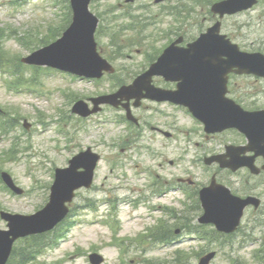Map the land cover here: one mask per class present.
Wrapping results in <instances>:
<instances>
[{"label": "rangeland", "instance_id": "obj_1", "mask_svg": "<svg viewBox=\"0 0 264 264\" xmlns=\"http://www.w3.org/2000/svg\"><path fill=\"white\" fill-rule=\"evenodd\" d=\"M195 1L202 3L196 4L193 1L194 9L179 16L178 21L174 15L169 17L159 13L160 5H156L154 0H136L130 6V11L126 0H93L91 7L101 18L98 30L100 33L96 38L99 47H102V54L123 69L115 78L109 76L106 80L95 83L74 80L64 72L52 68L49 70L44 66L23 68L22 65L20 70L23 76L20 81L18 79L15 90H11L9 82L12 84L15 78L10 81L5 69L0 68V117L7 125L6 132H2L0 128V174L8 172L16 185L24 190L22 195L13 194L0 183V211L35 213L49 199L57 167L68 166V161L75 154L87 148L99 152L103 157L97 167L92 188L78 191L72 215L57 231V246L46 248L31 263L24 264H91L89 255L94 252L101 254L103 260L100 264H155L159 260L166 264H198V256L193 252L187 263L183 259L172 262V259L177 258L173 250H191L189 242L168 248L154 238H147L148 227L138 217L143 213L141 208L139 211L132 210L131 204L128 205L125 200L134 201L133 198L140 199L144 194L152 197L150 190H143L149 186L146 178L152 179L153 173L156 180L163 176L167 180H173L176 176L173 172H178L177 162L172 165L169 162L184 154L183 146H187L189 137L193 142L198 141L196 132L197 128L201 129L200 125L197 126L195 121L183 112H178L179 110L173 111L166 105L154 107V103L150 101H145L141 108L134 110L142 125L131 127V130L120 118L125 115L123 110L107 106L100 115L88 118H82L71 111L74 102L79 99L87 100L90 96L109 93L117 88L115 82L132 81L142 69L148 67L149 58L158 54L170 39L178 35L186 36L185 39L197 38L211 26L216 19L209 8L219 0ZM7 2L0 0V44L3 54L16 62H20L22 57L39 49L56 35L66 20V9V16L69 13V0H26L19 7ZM141 8L152 16L143 28L146 29L144 42L134 32L131 17L128 16V13H138ZM120 27L128 31L118 34ZM8 30L14 31V36H9ZM222 30L249 50L264 51V0H260L250 10L224 18ZM7 31L8 34L5 33ZM115 34L116 43L111 38ZM138 41L142 44L136 45ZM11 69L14 70L10 66L7 71ZM59 89L70 93V104L59 93ZM34 90L50 95L40 97L41 94ZM154 108H158L160 112L153 110ZM24 120L31 123L30 129L24 128ZM60 121L65 126L63 133L58 131L57 122ZM155 126L170 131L173 134L172 140H166L162 133L151 129ZM194 126L196 129L192 132L191 127ZM181 130H186L187 134L184 135ZM183 158L190 157L180 159ZM206 173L197 172L202 182L210 178ZM161 183L163 181H157L156 185ZM173 196L177 195L170 194L167 202L173 203L177 209L182 208L174 202ZM108 199L115 201V208L110 203H103ZM152 200L157 204L161 202L159 197ZM88 202L96 203L97 213L87 206ZM199 212L200 210L197 211ZM96 214L104 217L100 219ZM96 217L100 222L95 221ZM191 217V227L198 226L196 213ZM173 222L174 227H181L177 218ZM6 229L7 223L0 216V230ZM258 229L259 226L251 239L264 240ZM162 232L163 230L156 236ZM53 235L56 234L52 233L51 236ZM29 239H20L16 243L12 264H20L19 255L27 250ZM233 245L242 248L231 251V246L221 248L213 244L212 249L220 248V254L211 264H263L261 256L253 254L254 246L250 242L240 245L234 241ZM227 257L234 261L227 260Z\"/></svg>", "mask_w": 264, "mask_h": 264}, {"label": "water", "instance_id": "obj_2", "mask_svg": "<svg viewBox=\"0 0 264 264\" xmlns=\"http://www.w3.org/2000/svg\"><path fill=\"white\" fill-rule=\"evenodd\" d=\"M89 2L90 0H72V7L75 15L74 23L65 33L64 37L44 49L42 51V56V52H38L25 58L24 61L37 64H48L76 72L91 68L97 70L102 63L97 55L96 44L94 41L97 19L89 12ZM225 4H230V2H224L220 5ZM239 9H241V7ZM231 11H233V9ZM208 36L209 35L203 36L192 45V52H201L200 61H204L208 54H216L215 65L208 69V73H213L217 69L223 67L224 63L221 60L222 55H227V60H230L231 56L236 55V52L234 49L229 48L224 42L211 40ZM239 61V59L235 58H233V62L225 61L230 64V67L223 69V71H226V69L231 68L233 65H237ZM200 99L202 98L200 97L199 100ZM59 181L64 183L67 179L61 178ZM64 190L65 189L62 191ZM62 191L59 185L58 187H54L49 206L31 216L3 213V217L10 221L11 230L9 232H0V247L5 246L10 250L12 241L17 237L52 229L56 222L64 215L59 212L62 208L61 205L65 201L63 199ZM65 195H68V193H65ZM11 235H13V238L10 239ZM1 252L2 251L0 250V253ZM8 254L9 252L1 253L0 264L5 263ZM213 255L214 254H210L202 259L201 264H207Z\"/></svg>", "mask_w": 264, "mask_h": 264}, {"label": "flooded vegetation", "instance_id": "obj_3", "mask_svg": "<svg viewBox=\"0 0 264 264\" xmlns=\"http://www.w3.org/2000/svg\"><path fill=\"white\" fill-rule=\"evenodd\" d=\"M240 99L243 100V102L250 104V105H256L255 102H253L257 97H261L264 99V94H258V93H240L239 94ZM207 139H213L217 140V149L212 148L210 149L207 154L208 155H214V154H221L225 155L222 159V161H229L231 160V156L227 154L226 148H227V142L223 138V135L220 136H206ZM235 143L236 145L243 144L246 142L244 138L241 136H236ZM241 140V143H240ZM244 141V142H243ZM243 142V143H242ZM253 153H246L244 156H252ZM205 158V157H204ZM249 159L245 160L248 161ZM254 164L260 168L259 173L254 174L252 170L249 167H242L236 171H233L230 168H223L220 163H215L211 166L206 167V174L210 175L211 179L215 176L217 179V182L224 184L227 186L233 194L242 197V198H248V197H254L255 199H258L257 203L251 202V204L247 207V210L252 212V216L249 220H245L244 223L249 224L250 228V234L255 233L256 229V216L258 213L264 212V156L259 155L255 157ZM194 178V177H193ZM194 182H185L184 184V190H185V201H187L188 204L191 203V194L192 188L195 189L203 186H206L209 184L208 180L206 182H202L199 178L195 180ZM188 213V212H187ZM184 219H190L191 217L189 214L183 216ZM260 221V220H259ZM241 232V229L237 231L232 236L238 235Z\"/></svg>", "mask_w": 264, "mask_h": 264}, {"label": "trees", "instance_id": "obj_4", "mask_svg": "<svg viewBox=\"0 0 264 264\" xmlns=\"http://www.w3.org/2000/svg\"><path fill=\"white\" fill-rule=\"evenodd\" d=\"M0 64H3V62H0ZM45 236H47V235L34 236V237L30 240V244H31V245L33 244V246H32V250H31L29 253H27V256L32 255L36 250H39L40 248H42V245L44 246V243L46 242L47 239L45 238V240L43 241V244L39 243L38 239H42V238H44ZM49 239H50V238H49ZM49 239H48V240H49Z\"/></svg>", "mask_w": 264, "mask_h": 264}]
</instances>
